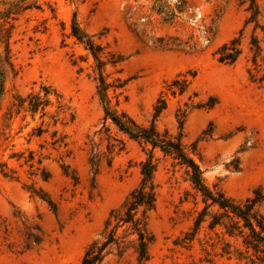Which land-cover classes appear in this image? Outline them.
Returning <instances> with one entry per match:
<instances>
[{"label": "rangeland", "instance_id": "rangeland-1", "mask_svg": "<svg viewBox=\"0 0 264 264\" xmlns=\"http://www.w3.org/2000/svg\"><path fill=\"white\" fill-rule=\"evenodd\" d=\"M256 3L264 25V0ZM246 6L0 0V264H77L101 239L109 212L138 185L149 155L150 145L104 122L95 63L72 35L74 23L103 52L122 58L103 70L106 82L124 81L108 89L111 108L146 126L154 119L160 133L179 136L208 188L237 201L264 192V45L254 63ZM232 38H239L240 54L225 64L216 52ZM43 87L52 90L44 110H17L16 96L42 95ZM160 99L164 108L155 114ZM112 138L121 149L94 172L91 151H105ZM153 162L156 202L146 219L152 241L144 264H253L241 238L209 229L208 217L190 238L204 206L200 193L170 156L155 149ZM255 208L264 215V200ZM132 239L124 237L121 255L113 245L101 264H136Z\"/></svg>", "mask_w": 264, "mask_h": 264}, {"label": "trees", "instance_id": "trees-1", "mask_svg": "<svg viewBox=\"0 0 264 264\" xmlns=\"http://www.w3.org/2000/svg\"><path fill=\"white\" fill-rule=\"evenodd\" d=\"M245 1L247 2L246 11L248 14L245 17L243 28L247 25L252 26L248 48L251 52L252 61L255 63L262 54L264 25L260 23L258 18L259 9L256 0ZM72 35L78 42L84 44L93 57L98 73L96 93L103 109L104 122L109 121L117 131L129 139L140 144L150 145L148 157L139 165L141 178L138 185L129 192L119 208L109 212L104 222L101 239H94L86 246L77 264H101L113 245L118 250V255H121L126 247L122 245L123 239L127 235L133 236L131 246L136 255V264H144L148 260V245L152 241V236L146 229V219L148 212L153 210L156 202V184L154 181L156 163L153 162L155 149L170 156L177 165L183 167L188 181L200 193L204 206L194 219L193 231L189 234L190 238L208 217L207 226L209 229L219 226L223 229L224 234L241 238L242 245L246 249L252 250L259 264H264V215L255 208L264 200V192L255 190L251 197L237 201L226 196L219 189L208 188L203 182L199 165L186 151L179 136H172L167 131L160 133L155 127L154 119L146 126L137 123L124 111L111 108L108 89L112 88L114 91L120 89L123 87L124 81L116 78L110 83L106 82L103 70L107 64L111 66L120 64L121 56L103 52L102 48L95 45L90 37L75 23L72 25ZM216 53L220 62L225 64L234 62L240 54L239 38H232L229 42L224 43ZM2 84L3 71L0 67V97L3 89ZM42 91V95L29 93L25 97L16 96L17 110L24 109L32 114L37 110H44L50 104L49 96L52 90L49 87H43ZM159 102L160 105L155 107V114L164 108L163 100L160 99ZM106 130L108 129L106 128ZM121 147L122 142L115 138L108 142L106 150L103 152L99 150L98 146H95L89 157L91 169L96 172L102 160L109 165L114 151L120 150ZM47 203L53 205L49 200ZM119 229L122 230L121 235L117 234ZM34 241L38 242L39 240L35 238ZM255 259L252 260L253 264H255Z\"/></svg>", "mask_w": 264, "mask_h": 264}]
</instances>
